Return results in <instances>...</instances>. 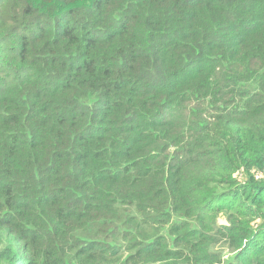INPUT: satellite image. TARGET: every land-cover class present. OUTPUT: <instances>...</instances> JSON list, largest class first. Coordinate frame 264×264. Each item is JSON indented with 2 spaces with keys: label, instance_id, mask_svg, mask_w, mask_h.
Returning <instances> with one entry per match:
<instances>
[{
  "label": "trees",
  "instance_id": "obj_1",
  "mask_svg": "<svg viewBox=\"0 0 264 264\" xmlns=\"http://www.w3.org/2000/svg\"><path fill=\"white\" fill-rule=\"evenodd\" d=\"M261 172L264 0H0L2 264H264Z\"/></svg>",
  "mask_w": 264,
  "mask_h": 264
},
{
  "label": "rangeland",
  "instance_id": "obj_2",
  "mask_svg": "<svg viewBox=\"0 0 264 264\" xmlns=\"http://www.w3.org/2000/svg\"><path fill=\"white\" fill-rule=\"evenodd\" d=\"M223 32V36H220V35H218V37H222V38H227V37H230V36H232V33H228L227 31H222ZM229 32H234V31H229ZM22 73V75L24 74V72H18V73H14V74H12V76H11V80H15L16 79V76L18 75V74H21ZM41 76V80H40V87H46V80L48 79L47 77H46V65H44V67H41V68H38L37 70H36V73L34 74V77H40ZM135 125H138V123H136ZM134 130H131V132H133ZM127 134L128 135H131L130 134V130L129 131H127ZM259 179H261V180H263L264 181V172H261V173H258V176H257ZM219 223H225V214L224 213H222V214H220V216H219ZM259 223H261V221H259ZM228 256V255H227ZM226 256V257H227ZM0 264H2L1 262H0Z\"/></svg>",
  "mask_w": 264,
  "mask_h": 264
}]
</instances>
